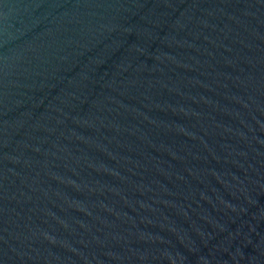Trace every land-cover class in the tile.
<instances>
[{
	"label": "water",
	"instance_id": "95a60500",
	"mask_svg": "<svg viewBox=\"0 0 264 264\" xmlns=\"http://www.w3.org/2000/svg\"><path fill=\"white\" fill-rule=\"evenodd\" d=\"M0 264H264V0H0Z\"/></svg>",
	"mask_w": 264,
	"mask_h": 264
}]
</instances>
